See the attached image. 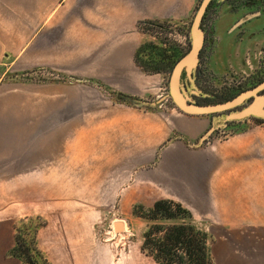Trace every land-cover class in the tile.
I'll return each mask as SVG.
<instances>
[{
  "label": "crops",
  "instance_id": "crops-1",
  "mask_svg": "<svg viewBox=\"0 0 264 264\" xmlns=\"http://www.w3.org/2000/svg\"><path fill=\"white\" fill-rule=\"evenodd\" d=\"M196 2L0 0V78L15 74L0 80L1 222L29 213L9 207H54L56 192L64 208L57 222L48 216V231L67 264H110L113 249L94 235L97 220L108 211L133 224L135 206L165 199L205 226L214 264H264V121L221 125L174 103L146 109L127 98L159 91L160 71L150 75L136 60L147 39L142 24L185 21ZM39 68L57 79H18ZM71 126L72 173L88 182L87 206L97 208L84 213L67 207ZM138 238L126 256L141 251Z\"/></svg>",
  "mask_w": 264,
  "mask_h": 264
},
{
  "label": "rangeland",
  "instance_id": "rangeland-1",
  "mask_svg": "<svg viewBox=\"0 0 264 264\" xmlns=\"http://www.w3.org/2000/svg\"><path fill=\"white\" fill-rule=\"evenodd\" d=\"M202 1L197 0L192 15L185 21L149 20L142 24L144 32L147 33V39L138 50L137 62L150 75L160 71L161 80L158 85L159 91H151L145 98H132V100H128L129 102L147 109L148 105H138V101L153 102L158 99L157 95H160L161 92L168 91L166 88L173 70L170 66V61L182 52L188 51L190 47V27ZM206 12V16L202 22L205 30V42L195 76L202 94L192 95L193 99L199 104L228 101L237 96L242 90L253 88L264 81V0H216ZM169 14L170 12L167 11V15ZM50 73L46 68H39L19 75L18 79L28 82H47L51 81L52 78L57 79V77L54 78ZM9 76H15V74H9L8 72L0 80H6ZM164 102L173 104L171 98H168ZM246 104H241L236 108L220 113L210 114V116L216 120L223 114L241 110ZM231 122L234 121H229L227 124H233ZM72 128L71 126L69 150L71 156V190L68 192L70 203L67 207L74 209L73 207L79 206L82 211L92 210L94 207L87 206L92 205V203L86 202L87 198H92V190H89L88 182L85 185L81 184L83 179L80 180L78 174L72 173L75 166L72 152L75 150L73 137L76 135L75 129L72 131ZM216 134L214 131L212 136L215 137ZM75 147L77 148V146ZM61 202L63 200L57 198L55 192L54 207L46 206L49 203L39 202L37 205L27 208H6V212L11 209L17 212L23 211L29 213L16 217L12 221L10 219L8 220L9 222L7 220L4 223L0 221V264H21L18 259L9 255V251L14 245L17 227L21 221L25 222V227H29L26 231L29 235H25L29 240L30 236L33 235L34 227L45 221V225L37 234L39 249L47 255L51 263L53 262L52 264H55V257L59 258L57 264H67L69 262L68 254L61 255L62 253L57 245L58 241L55 239L53 241V237L48 231L54 226L48 219L53 218L56 220V215L59 216L61 208H64L58 206ZM75 202L83 205H77ZM115 209L113 208L112 211ZM152 209L153 207L146 209L140 205L135 206L133 208V217L139 218L137 221H134L135 223L127 224L117 221L120 219L115 217L114 214L108 216V211L105 212L104 208H101L105 212V215L103 214V218L97 220L98 222L94 224V235L96 237L99 236L97 239L100 243L113 249L110 264H161L149 257L148 253L143 250V244L141 245V251L136 252L135 255L126 256V251H128L129 246H131L130 248L133 247V244L138 241V237H142L144 243L145 233L155 224L169 226L183 221L192 223L190 219L183 220L182 216L175 219L160 217L158 219H151L144 217ZM114 212L117 213L118 210ZM0 213L4 212L0 211ZM31 217H38L41 220L36 219L28 222V219ZM49 223L50 226L48 225ZM193 225L207 233L203 229L205 226L202 224L193 223ZM123 228H127V230L124 231ZM139 229H142V233H140ZM114 235L116 236L112 238ZM212 248L213 245L211 250Z\"/></svg>",
  "mask_w": 264,
  "mask_h": 264
},
{
  "label": "trees",
  "instance_id": "trees-1",
  "mask_svg": "<svg viewBox=\"0 0 264 264\" xmlns=\"http://www.w3.org/2000/svg\"><path fill=\"white\" fill-rule=\"evenodd\" d=\"M215 1L212 0L207 11ZM185 53L182 52L173 58L170 61V66L173 68ZM181 216L183 220H191L192 218L191 213L182 205L161 199L155 202L153 209L144 217L175 219ZM36 219L40 218L31 217L28 222ZM24 223V221H21L19 228L17 227L14 245L10 249L9 255L18 259L21 264H52L47 255L38 246L37 234L45 225V221L34 227L30 240L26 237L29 235L26 232L29 227L26 226V228ZM143 250L161 264H214L209 247V235L199 230L193 223L186 221L169 226L160 224L151 226L144 235Z\"/></svg>",
  "mask_w": 264,
  "mask_h": 264
},
{
  "label": "water",
  "instance_id": "water-1",
  "mask_svg": "<svg viewBox=\"0 0 264 264\" xmlns=\"http://www.w3.org/2000/svg\"><path fill=\"white\" fill-rule=\"evenodd\" d=\"M211 2L212 0L201 2L190 27V47L173 67L168 83V93L158 101L152 102V104L161 103L171 98L175 106L187 114L208 115L230 110L247 103L241 110L223 114L215 121L221 125L229 121L250 117L264 121V93H262L264 91V81L253 88L240 92L237 96L225 102L199 104L193 100V94H202L195 76L205 42V30L202 22ZM127 98L132 100L128 96ZM137 104L147 105L149 102L138 101Z\"/></svg>",
  "mask_w": 264,
  "mask_h": 264
},
{
  "label": "built area",
  "instance_id": "built-area-1",
  "mask_svg": "<svg viewBox=\"0 0 264 264\" xmlns=\"http://www.w3.org/2000/svg\"><path fill=\"white\" fill-rule=\"evenodd\" d=\"M3 58H4V57H3V56L1 55V53H0V63L2 62L1 60H2ZM167 89H168V86H167L166 90H167ZM163 91H165V89H163ZM165 93H168V91H167V92H161V94H160L159 96L163 97L164 95H166ZM225 135H227V134H224V133L220 132L219 134H216L215 137L220 138V137H224Z\"/></svg>",
  "mask_w": 264,
  "mask_h": 264
},
{
  "label": "flooded vegetation",
  "instance_id": "flooded-vegetation-1",
  "mask_svg": "<svg viewBox=\"0 0 264 264\" xmlns=\"http://www.w3.org/2000/svg\"><path fill=\"white\" fill-rule=\"evenodd\" d=\"M194 96H196V94H193ZM197 95H199V94H197ZM194 100V99H193ZM195 101V100H194ZM195 103H197L196 101H195Z\"/></svg>",
  "mask_w": 264,
  "mask_h": 264
}]
</instances>
